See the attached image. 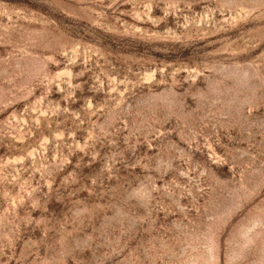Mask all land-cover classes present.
Masks as SVG:
<instances>
[{
    "label": "rangeland",
    "instance_id": "obj_1",
    "mask_svg": "<svg viewBox=\"0 0 264 264\" xmlns=\"http://www.w3.org/2000/svg\"><path fill=\"white\" fill-rule=\"evenodd\" d=\"M0 264H264V0H0Z\"/></svg>",
    "mask_w": 264,
    "mask_h": 264
}]
</instances>
